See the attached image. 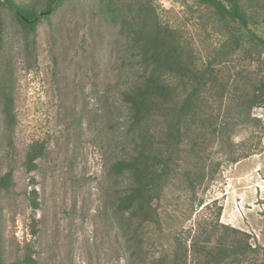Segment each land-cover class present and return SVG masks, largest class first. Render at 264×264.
<instances>
[{"label":"rangeland","instance_id":"obj_1","mask_svg":"<svg viewBox=\"0 0 264 264\" xmlns=\"http://www.w3.org/2000/svg\"><path fill=\"white\" fill-rule=\"evenodd\" d=\"M152 3L161 21L184 34L197 62L205 65L224 39L212 23L214 10L196 0ZM98 9V0L63 1L50 17H41L30 36L36 42L31 53L25 51L19 22L11 11L4 13L7 46L2 63L12 72L17 115L7 153L0 114V151L7 156H2L3 171H13L11 191L1 195L6 264H24L30 242L39 264H130L115 211L118 191L122 193L126 183L117 185L109 169L124 153L127 108L121 92L140 76V67L128 57L129 40L120 26ZM253 29L264 37V23ZM241 55L236 67L222 68L223 77L237 76L240 70L264 73V63ZM245 73L239 82H244ZM251 115L260 122L238 124L230 146L217 142L208 148L200 166L206 177L195 195L177 181L165 189L161 224L145 228L150 259L172 253L179 239L187 237L190 244L199 226L209 224L244 230L252 236V246L264 244V105L254 107ZM33 142L46 144L45 155L29 171L26 151ZM235 151L246 156L234 162ZM34 197L38 209L32 207ZM219 206L223 210L217 219Z\"/></svg>","mask_w":264,"mask_h":264},{"label":"trees","instance_id":"obj_2","mask_svg":"<svg viewBox=\"0 0 264 264\" xmlns=\"http://www.w3.org/2000/svg\"><path fill=\"white\" fill-rule=\"evenodd\" d=\"M63 1L32 0L18 4L15 0H0L1 142L7 153L13 146L17 115L12 72L2 63L7 46L4 13L11 11L19 22L25 51L31 53L36 42L32 43L30 36L36 33L40 14L50 11L44 15L50 17ZM196 1L214 10L212 23L224 37L205 65L197 62L187 37L161 21L152 0H98V13L120 26L121 35L129 40L128 57L140 67V76L121 92L127 108L124 153L109 169V176L117 185L126 183L122 193L118 191L115 207L119 228L130 249V264H264V244L252 246L248 232L227 224L199 226L190 244L187 245V237L185 241L179 239L172 253L158 259L149 256L152 246L145 228L161 224L159 208L165 189L177 181L195 195L206 177L207 171L200 166L208 148L217 142L230 146L235 127L256 121L251 112L264 105L262 71L240 70L237 76H222L223 67H236L239 53L250 62L264 63V37L253 29L264 23V0ZM41 2L45 3L42 7ZM243 73L244 82H239ZM45 146L44 142L28 146L29 171L37 168L36 161L45 155ZM235 152L234 162L246 156ZM2 156L7 157L0 151V264H6L2 251L1 195L11 191L13 171H3ZM32 194L37 191L32 190ZM32 207H40L36 197ZM222 210L219 206L217 219ZM37 224L33 215V235L39 231ZM262 235L264 240V226ZM26 249L24 264H39L33 258L32 242Z\"/></svg>","mask_w":264,"mask_h":264},{"label":"water","instance_id":"obj_3","mask_svg":"<svg viewBox=\"0 0 264 264\" xmlns=\"http://www.w3.org/2000/svg\"><path fill=\"white\" fill-rule=\"evenodd\" d=\"M50 11L46 12V13H49ZM45 12H42L40 15L41 16H44L46 14ZM26 20H28L26 17H24Z\"/></svg>","mask_w":264,"mask_h":264}]
</instances>
